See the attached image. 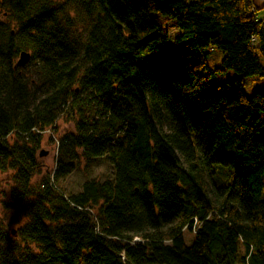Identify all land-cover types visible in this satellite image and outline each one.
Wrapping results in <instances>:
<instances>
[{"label": "trees", "instance_id": "obj_1", "mask_svg": "<svg viewBox=\"0 0 264 264\" xmlns=\"http://www.w3.org/2000/svg\"><path fill=\"white\" fill-rule=\"evenodd\" d=\"M225 71L237 78L218 84ZM248 77L264 80L253 0H0V172L22 223L0 228V264H264V91L247 98ZM61 117L74 133L33 185ZM81 161L111 175L66 193Z\"/></svg>", "mask_w": 264, "mask_h": 264}, {"label": "rangeland", "instance_id": "obj_2", "mask_svg": "<svg viewBox=\"0 0 264 264\" xmlns=\"http://www.w3.org/2000/svg\"><path fill=\"white\" fill-rule=\"evenodd\" d=\"M151 18L156 21V23L163 27L169 38H174L177 34V29L174 23L168 18L161 16L156 13H151ZM221 52L215 48L210 49V54L207 59V66L209 69L214 70L217 68H222ZM22 72L29 77L31 72L30 62L22 69ZM237 78V75L232 71H225L218 73L217 83L223 84L225 82L231 81ZM242 91L247 98H250L256 92L264 91V80L257 77H248L243 79ZM55 131L53 129H48L42 136L41 142V152H46L47 154L39 157L38 162L40 163V171L32 179V184H37L41 178L47 177L52 173L55 166V153H56V140L62 138L64 135L74 133V123L71 119L66 117H61L57 120L55 124ZM10 142L13 141L11 137ZM212 182L215 186H225L232 182L233 170L231 168L224 167H213L212 168ZM12 172L1 173L0 172V228L6 231L8 234L14 231L22 225H13L11 223V217L13 212L6 208V204L10 200V189L12 185ZM111 166L107 163H102L98 167L85 166L84 161L79 163L78 169L74 171L71 175L67 176L61 183V187L65 189V192H75L78 190L81 182L89 177H94L99 180H104L110 177ZM11 235V234H10ZM12 236V235H11ZM183 240L187 246H190L193 241V234L189 231L183 233Z\"/></svg>", "mask_w": 264, "mask_h": 264}, {"label": "water", "instance_id": "obj_3", "mask_svg": "<svg viewBox=\"0 0 264 264\" xmlns=\"http://www.w3.org/2000/svg\"><path fill=\"white\" fill-rule=\"evenodd\" d=\"M30 57L31 56H30V54L28 52H21L19 54V56H18V60H17L15 66L18 67V68L25 67L29 63ZM46 154H47L46 152H40L39 157H42V156H44ZM12 234H13V232H12Z\"/></svg>", "mask_w": 264, "mask_h": 264}, {"label": "crops", "instance_id": "obj_4", "mask_svg": "<svg viewBox=\"0 0 264 264\" xmlns=\"http://www.w3.org/2000/svg\"><path fill=\"white\" fill-rule=\"evenodd\" d=\"M253 3L257 9L264 8V0H253Z\"/></svg>", "mask_w": 264, "mask_h": 264}, {"label": "built area", "instance_id": "obj_5", "mask_svg": "<svg viewBox=\"0 0 264 264\" xmlns=\"http://www.w3.org/2000/svg\"><path fill=\"white\" fill-rule=\"evenodd\" d=\"M45 132H46V131H45ZM45 132H44V133H45ZM44 133H43V134H44Z\"/></svg>", "mask_w": 264, "mask_h": 264}]
</instances>
